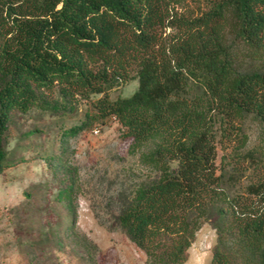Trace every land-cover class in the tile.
<instances>
[{
  "label": "trees",
  "instance_id": "1",
  "mask_svg": "<svg viewBox=\"0 0 264 264\" xmlns=\"http://www.w3.org/2000/svg\"><path fill=\"white\" fill-rule=\"evenodd\" d=\"M93 94L59 139L112 117L146 171L107 228L144 264H182L208 222L207 264H264V0H0V171L21 161L4 147L15 114H73ZM57 162L52 199L78 237L76 166Z\"/></svg>",
  "mask_w": 264,
  "mask_h": 264
},
{
  "label": "rangeland",
  "instance_id": "2",
  "mask_svg": "<svg viewBox=\"0 0 264 264\" xmlns=\"http://www.w3.org/2000/svg\"><path fill=\"white\" fill-rule=\"evenodd\" d=\"M253 66L245 59L240 70ZM135 85L134 79L117 84L108 97L126 96ZM97 96L80 100L73 114L29 111L15 114L7 125L4 147L21 161L0 171V264H144L139 248L119 230L107 228L133 184L146 175L137 155L127 151L129 139L119 136L112 117L59 139L62 130L91 111L90 101ZM259 129L246 124L249 146L259 143ZM57 159L76 166L74 232L87 243L62 230L69 215L62 202L52 199L58 187ZM214 240L213 228L203 222L182 264H207Z\"/></svg>",
  "mask_w": 264,
  "mask_h": 264
},
{
  "label": "built area",
  "instance_id": "3",
  "mask_svg": "<svg viewBox=\"0 0 264 264\" xmlns=\"http://www.w3.org/2000/svg\"><path fill=\"white\" fill-rule=\"evenodd\" d=\"M93 133H96V131H97V128L96 127H94V128H92V130H91Z\"/></svg>",
  "mask_w": 264,
  "mask_h": 264
}]
</instances>
